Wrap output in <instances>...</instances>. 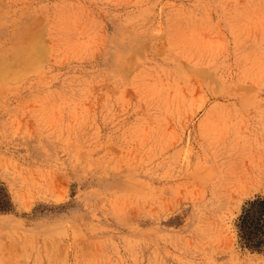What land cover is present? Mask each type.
Here are the masks:
<instances>
[{"label": "rangeland", "instance_id": "1", "mask_svg": "<svg viewBox=\"0 0 264 264\" xmlns=\"http://www.w3.org/2000/svg\"><path fill=\"white\" fill-rule=\"evenodd\" d=\"M256 199L264 0H0V264H264Z\"/></svg>", "mask_w": 264, "mask_h": 264}, {"label": "trees", "instance_id": "2", "mask_svg": "<svg viewBox=\"0 0 264 264\" xmlns=\"http://www.w3.org/2000/svg\"><path fill=\"white\" fill-rule=\"evenodd\" d=\"M250 204H264V199H256L254 201H251ZM245 217H246V214H243L242 217H241V223L239 224V228L241 230V233L243 234V236L246 238V234L244 232V228H245Z\"/></svg>", "mask_w": 264, "mask_h": 264}, {"label": "bare ground", "instance_id": "3", "mask_svg": "<svg viewBox=\"0 0 264 264\" xmlns=\"http://www.w3.org/2000/svg\"><path fill=\"white\" fill-rule=\"evenodd\" d=\"M251 209H252V208H251ZM251 209H250V210H251ZM253 214H254V213H253ZM253 214H252V215H253Z\"/></svg>", "mask_w": 264, "mask_h": 264}]
</instances>
